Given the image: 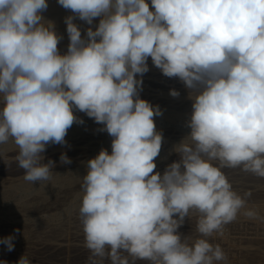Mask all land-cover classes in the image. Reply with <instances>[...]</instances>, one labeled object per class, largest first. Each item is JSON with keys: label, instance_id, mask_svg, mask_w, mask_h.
I'll list each match as a JSON object with an SVG mask.
<instances>
[{"label": "clouds", "instance_id": "1", "mask_svg": "<svg viewBox=\"0 0 264 264\" xmlns=\"http://www.w3.org/2000/svg\"><path fill=\"white\" fill-rule=\"evenodd\" d=\"M65 17L66 54L47 0H0V146L25 181H50L55 162L43 163L49 144L83 120L104 125L113 139L87 162L79 218L86 264H228L220 244L239 215L264 222L252 195H241L222 171L240 168L264 178V0H58ZM86 38L73 21L92 25ZM151 57L166 77L179 78L193 101L190 134L180 157L155 172L163 135L159 106L141 99ZM137 74L141 78H137ZM172 97L180 93L170 90ZM0 159L11 160L0 147ZM62 164L70 158L62 153ZM218 162V163H214ZM198 213L196 238L178 230ZM19 231V230H16ZM14 236L0 239L9 252ZM0 264H8L2 261ZM17 264H31L24 253Z\"/></svg>", "mask_w": 264, "mask_h": 264}, {"label": "bare ground", "instance_id": "2", "mask_svg": "<svg viewBox=\"0 0 264 264\" xmlns=\"http://www.w3.org/2000/svg\"><path fill=\"white\" fill-rule=\"evenodd\" d=\"M146 2L149 4V6L151 8V0H146ZM47 3H48L47 10L43 11L41 14H42V16H43L45 21H52L55 24L56 33L59 36L62 37V39L60 40L58 45L60 47H62V49L64 51L67 52L70 40H69L68 33L66 31L67 25L65 23V17L70 16V15H74V14L72 13L71 10L64 9L62 6H60L58 4V0H47ZM100 19H101V17L94 18L92 25H88L86 21H82L79 18L74 19L73 22L79 26V28L81 30L82 37L86 38V30L89 27H91L95 31L96 27H98ZM61 52H63V51H61ZM61 54H64V52L61 53ZM148 67H149V71L147 72V74H149V76H150L151 72H154V71H151L149 64H148ZM153 70H155V69H153ZM152 75H153V73H152ZM155 75H157V74H154V77H155ZM157 76H159V75H157ZM146 78H145V80H147ZM153 79H150V80L152 81ZM155 81L158 83V80H155ZM155 87H156V85H155ZM172 89H174V88H172ZM184 92H186V91H184ZM139 96L142 97L143 95H141L139 93ZM146 96H147V94H146ZM150 97L152 98V96H150ZM169 97H167V98H169ZM153 101L156 102V104L154 103L155 105H153V106H159V108L161 109L163 115L168 116L170 118L171 117H177V116L181 115V112H182L181 109L177 108L176 105L171 103V101L168 100L169 103L168 102L166 103V100H162V98L159 97V96H155ZM175 101L176 100H173V102H175ZM2 103H3L2 99H0V106H2ZM185 103H186V101H185ZM178 105H180V104H178ZM189 108H190V106H189ZM183 110H184V108H183ZM80 113L74 112V114L78 118L82 117V115ZM103 127H104V125L98 124V123L85 124V125L76 124L75 128L73 127V129L70 130V132L68 131L67 135L65 136L66 144H63V145H61V144H50L49 147H46L45 152L42 153V155L44 156V160H50L52 158L54 159L55 157L61 156V154L64 153L72 161L70 164H62L60 162V159H58L57 161H54L55 162V167L52 169L53 177H52V179L50 181H41V182H36L34 184L30 183V182L25 181L23 179L24 171L21 172L22 174L20 176L18 175L17 177H3V176L0 177V196H1V198L5 197V196L8 197L9 194L15 193V192H19V191L26 192V194H27V192L30 193L32 191V193L35 192L34 194H37L36 198H37L38 201L40 200L39 197L43 196V199L52 202V203H50V205L54 204V206H56L55 210H53V209H52L53 211L48 210L49 212H47V210H45L46 212L42 211L43 213H41L39 216H31V215H29V213H23L22 212L23 215L21 214V216L18 215V217H14L13 214H14V212L18 213V211H20V210H25V211L26 210L35 211L34 209H38L39 210V208L44 204V203L42 204V202H45L43 199H42L43 201L40 200V202L42 201L41 203H37L35 201L32 204L30 203L31 201L30 202L29 201L28 202H25V201L21 202L20 201L21 203L19 202L20 203L19 205L11 206L8 209H6L7 213L4 216L0 217V228L1 227L5 228V229H2V233L0 234V239H3V238L8 237V236H14L15 239L13 240V243H14L15 247H14L13 251L9 252L5 245L0 244V254H6V253L7 254H11V253L21 254L22 253L21 250H23V249L36 250L37 248H39V250L42 249L44 251H48V252H50L52 254H62L63 253V255H64V253H69V252L72 253L73 251L77 252L78 255L79 254H83L84 255V254L90 253L89 250L84 246V243H82L84 241H82V242H74V240L76 238H79L80 236H81L80 239H83L82 238V231H80L81 229H83V226H82L81 220L79 218V208L76 211L77 214L75 213V211H74V213L72 212V209L75 206H77L74 203H72L71 206H69L70 210H69L68 213H67L66 207L59 208L58 207V205H59L58 201H61L62 198H63V197L60 198V196H62V194L59 195V191H60V189L62 187L66 188L67 190L68 189L71 190V188L73 189L74 186H76V187L80 186V184L82 182V177L87 174V162L90 159H92L95 156H97L101 149H107L108 152H111L110 151L111 150V141H112L113 138L112 139L109 138L108 140H106L105 143L103 144V146L101 147V149L99 148L98 151L93 152L91 157L89 158V160H87L88 159L87 156H88V153L90 151V146L91 145L90 144L81 145V143H80L79 146H74V143H71V142L68 141L70 139V136L71 137L72 136L73 137L77 136V139L82 140V138H80V137H82V135L84 133V134L87 135L88 138H91V136L93 135V133L95 131H97V130L100 131V129H102ZM184 127H185V125H184ZM101 132H103L101 134L107 133L106 131H101ZM176 132H178V131H176ZM95 134H96V132H95ZM172 136H174V135H172ZM96 137L94 138L95 140H96ZM89 141H92V139H89ZM170 145L172 147V144L169 141V139H167V137H164L163 138V142H162L161 151H160L159 155H160V157L165 159L164 163L167 164V166L169 164H171L172 162H174L176 160L178 161L180 159V157H179V155L177 153H175L173 150L169 149ZM167 147H169V148H167ZM2 148H4L7 151V156L11 160V163L10 164H5L4 161L2 159H0L1 172H2V169H5V170L9 169V170L12 171V169H14V167L17 166V163L14 160H12L11 158L14 157L16 154H18V149L11 141L7 145H3ZM84 157H86V158L84 159ZM58 158H60V157H58ZM53 159H52V161H53ZM74 163L78 164V168H74L73 169V168L69 167V166H72ZM214 163H218V162H214ZM79 166L81 168H79ZM67 167H69L70 169H67ZM166 167L164 166L163 170H165ZM222 171L226 174L227 178L229 179V181L233 185L234 190H236L238 193L243 195L244 192L251 191L252 195L247 199V203H254L255 205L248 206V207H250V208L254 207L260 212L261 215H264V186L260 184L261 181L264 182V178L257 177L256 175L251 174V173L243 172L240 168H235V169L224 168V169H222ZM158 172H159V170H158ZM163 172L164 171H161L160 173L163 174ZM11 174H13V173H11ZM33 187H35V190H34ZM32 193H31V195H32ZM76 194H75V196H76ZM78 195H82V192H79ZM22 196H24V195H22ZM22 196H20V198H22ZM7 197L5 199H7ZM14 197H15V195H14ZM31 197H34V196H31ZM63 199H65V198H63ZM32 201H34V200H32ZM64 201H62V202H64ZM48 204H49V202H48ZM46 205H47V203H46ZM76 208H75V210H76ZM48 209H50V208H48ZM198 215L199 214L194 212V211L191 212L190 216H189V219L185 218L184 225L178 231L180 233H182L183 232L182 230L186 226L187 223H190V224L192 223L193 225H194V223L196 224L197 219H198ZM249 222L252 223L255 227L258 226L259 228H262L261 226H259L260 223H262V222H260L258 220H248V223ZM238 223H240V222H238V220H236V221L230 223V225H234V224H238ZM31 224L36 225V228H37L36 231H35L34 228H32V229H34V243H36L37 246L28 244V246H23L24 248H22L20 246V242H22V241L24 242V240H26L28 243H30L29 237H30V234L33 232V230L31 229V231H30L28 228H30ZM7 226H9V227H7ZM228 226H229V224H228ZM234 226L237 227L236 225H234ZM194 228H196V226ZM16 230H19V231H16ZM257 230H259V229H257ZM226 234H229V232L228 233L226 232ZM196 235L198 236L199 234H196ZM215 237H217V236H215ZM215 237L212 236V237H210L208 239H209V241L211 243L216 244L215 242L217 240H216ZM195 238H196V236H195ZM231 238L235 239L236 241L238 240L239 242H241L243 244L241 247H239L237 249V251L240 254L242 253V254H244L246 256H249V255L251 256L252 255L253 257L257 256L258 257L257 259H260L259 263L264 264V249H263L264 248V237H262V236L260 237V236L255 235V234H253V235L252 234H247V231H246V233L241 232L238 235H233L232 234ZM32 239L33 238L31 237V240ZM227 239H229V238H227ZM77 240H79V239H77ZM22 245H23V243H22ZM42 250H41V252H43ZM68 256H70V255H68ZM88 256H89V254H88ZM4 257H6V256H4ZM250 260L252 261V259H250ZM141 262L145 263V264L148 263L147 261H141ZM253 262H256V261L253 260ZM231 263H233V262H231ZM244 263L245 262L243 261V263H241V264H244ZM106 264H107V262H106Z\"/></svg>", "mask_w": 264, "mask_h": 264}, {"label": "rangeland", "instance_id": "3", "mask_svg": "<svg viewBox=\"0 0 264 264\" xmlns=\"http://www.w3.org/2000/svg\"><path fill=\"white\" fill-rule=\"evenodd\" d=\"M58 49H60L59 51L61 52V51H63L64 52V54H66V51H64L63 49H62V47H60L59 45H58ZM63 52H61V53H63ZM149 60V61H148ZM148 60H147V63L150 65V69H151V71H154V72H151V74H150V76H149V74H147V73H145V75L144 76H142V80H143V83H142V90L139 92L141 95H143L142 97L140 96V98L141 99H144V100H146V101H148V102H150V104L151 105H155L156 104V102L155 101H153L154 100V97L155 96H159V97H161L162 98V100H166V103L168 102V100L169 101H171V103H173L174 105H176V107L177 108H180L181 109V115L180 116H177V117H168V116H165V115H160V116H156V117H154V122H155V125H156V130L157 131H159V132H161L162 133V135H163V138L164 137H167V139H169V141L171 142V144H172V147H171V145H170V148L169 147H167V148H169V149H171V150H173V148H174V145H177V144H179L185 137H187L189 134H190V128L188 127V121L190 120V116H191V113H192V103H193V101L189 98V95H190V90L189 89H187L186 87H185V85L183 84V82L182 81H180L179 80V78H176V77H172V78H169V77H166L165 75H163V73H162V71L160 70V69H158L157 67H155L154 65H153V63H152V60H151V57H149L148 58ZM152 63V64H151ZM157 68V69H156ZM153 69H155V70H153ZM157 71V72H156ZM152 73H153V75H152ZM147 74V75H146ZM154 74H157V75H159V76H157V75H155V77H154ZM137 78H140V76H139V74H137ZM147 77V78H146ZM155 79V80H158V83L153 79V78ZM145 78L147 79V80H145ZM150 79H153L152 81L150 80ZM148 82V83H147ZM151 84H150V83ZM156 82V83H155ZM160 82V83H159ZM153 84V85H152ZM155 85H156V87H155ZM163 86V87H162ZM148 87V88H147ZM170 87V88H169ZM145 88V89H144ZM154 88V89H153ZM165 88V89H164ZM169 88V89H168ZM172 88H174V89H176L179 93H180V95L178 96V97H173L172 98V96L171 95H169L170 94V90H172ZM186 91V92H184V91ZM164 91V92H163ZM143 93V94H142ZM145 94V95H144ZM146 94H147V96H146ZM158 94V95H157ZM168 94V95H167ZM167 95V96H166ZM150 96H152V98L150 97ZM154 96V97H153ZM172 98H170V97ZM150 97V98H149ZM167 97H169V98H167ZM153 99V100H152ZM173 100H176L175 102H173ZM180 102H179V101ZM185 101H186V103H185ZM191 103H190V102ZM152 102V103H151ZM188 102V103H187ZM155 103V104H154ZM169 103V102H168ZM178 104H180V105H178ZM190 106V108H189V106ZM182 107V108H181ZM183 108H184V110H183ZM187 112H186V111ZM74 112H77V113H80V111H78V110H74ZM183 113V114H182ZM81 115H82V117H80L82 120H83V125H85V124H92V123H96L95 121H94V119L93 118H90V117H88L86 114H84L83 112H81L80 113ZM85 115V116H84ZM76 124L77 123H75V124H73L69 129H68V131L70 132V130H72L73 129V127L75 128V126H76ZM79 125H82V124H79ZM184 125H185V127H184ZM185 130V131H184ZM68 131H67V133H68ZM99 130H97V131H95L96 132V134H95V132L93 133V135L91 136V138H88L87 137V135L86 134H84L83 133V135H82V137H80V138H82V140H80V139H77V136L76 137H71L70 136V139L68 140L69 142H71V143H74V146H79V144L81 143V145H86V144H90L91 146H90V151H89V153H88V159L87 160H89V158L91 157V155H92V153L93 152H96V151H98L99 150V148L101 149V147L103 146V144L105 143V141L106 140H108L109 138L110 139H112V137L108 134V133H104V134H101V133H103V132H101V131H99ZM172 131V132H171ZM176 131H178V132H176ZM100 134V135H99ZM183 134V135H182ZM102 135V136H101ZM172 135H174V136H172ZM181 135V136H180ZM97 136V137H96ZM100 136V137H99ZM96 137V140L94 139ZM88 138V139H87ZM76 139V140H75ZM89 139H92V141H89ZM73 141V142H72ZM76 141V142H75ZM85 141V142H84ZM88 141V142H87ZM177 143V144H176ZM77 144V145H76ZM50 145V144H49ZM49 145L47 146V147H49ZM0 147H3V145L2 146H0ZM111 151V150H110ZM111 152H109V154H110ZM58 157H60V156H57V157H55L54 159H53V161H57L58 159H60V158H58ZM86 157H84V159H85ZM52 159H50V160H52ZM56 159V160H55ZM165 159L164 158H162V157H160V155L157 157V159H155V163H156V165H157V167H156V169L154 170L155 172H158V170H159V172H161V171H164L163 169H164V166L166 167L167 166V164H165L164 161ZM44 162L43 163H47V161L48 160H43ZM46 161V162H45ZM177 161V160H176ZM75 164V163H74ZM72 165V166H69L70 168H78V164L76 163L75 165ZM80 165V164H79ZM161 165V166H160ZM69 167H67V169H70ZM79 168H81L80 166H79ZM166 169V168H165ZM9 171V172H8ZM15 171V172H14ZM24 170L23 169H21V168H19L18 166H16V167H14V169H12V171L11 170H5V169H2V172H1V169H0V177H17L18 175L20 176L22 173L21 172H23ZM11 173H13V174H11ZM264 182H260V184L261 185H263L264 186V184H263ZM37 187V186H36ZM34 188V190H35V187H33ZM75 188V189H74ZM247 188V187H246ZM60 189V188H59ZM81 188H80V186H74L73 187V189L71 188V190H67L66 188H64V187H62L61 189H60V191H59V195H61L62 194V196H60V198H65V199H63L62 198V200L61 201H58L59 202V205H58V207L59 208H62V207H66V209H67V213L69 212V210H70V207L69 206H71V204L72 203H74V204H76L77 206H75L73 209H72V212L74 213V211H75V213H76V211H77V209L79 208V206H80V203H81V196L82 195H78V193L79 192H81V190H80ZM62 190V191H61ZM67 190V191H66ZM77 190V191H76ZM76 191V192H75ZM79 191V192H78ZM31 193H32V191L29 193V192H27V194H26V192H23V191H19V192H15V193H11V194H9L8 195V197L7 196H5V197H2L1 198V196H0V217L1 216H4L6 213H7V210L6 209H8L9 207H11V206H15V205H19L22 201L24 202H30L31 204L32 203H34L35 201L37 202V203H41L43 200L45 201V202H42V206L39 208V210L38 209H34L35 211H29V210H20V211H18V213H15L14 212V217H18V215L19 216H21V214L23 215V213H29V215H31V216H39L41 213H43L45 210H47V212H49L48 210H50V211H53V210H55V208H56V206H54V204H51L50 205V203H52L51 201H48V200H45V199H43V196L41 197H39V199L40 200H42L41 202H40V200L38 201L37 200V194H34V193H32V195H31ZM73 193V194H72ZM77 193V194H76ZM75 194H76V196H75ZM14 195H15V197H14ZM22 195H24V196H22ZM30 195V196H29ZM70 195V196H69ZM19 196V197H18ZM20 196H22V198H20ZM29 196V197H28ZM31 196H34V197H31ZM7 197V199H5ZM12 197V198H11ZM17 197V198H16ZM31 197V198H30ZM15 198V199H14ZM28 200H27V199ZM35 198V199H34ZM9 199V200H8ZM21 199V200H20ZM30 199V200H29ZM19 200V201H18ZM27 200V201H26ZM32 200H34V201H32ZM65 200V201H64ZM17 201V202H16ZM21 201V202H20ZM62 201H64V202H62ZM15 202V203H14ZM20 202V203H19ZM48 202H49V204H48ZM46 203H47V205H46ZM6 204V205H5ZM63 206H62V205ZM69 204V205H68ZM79 204V205H78ZM6 207H5V206ZM253 205H255L254 203H247V206H253ZM4 206V207H3ZM45 206V207H44ZM48 208H50V209H48ZM51 206V207H50ZM44 207V208H43ZM77 207V208H76ZM46 208V209H45ZM69 208V209H68ZM75 208H76V210H75ZM42 209V210H41ZM53 209V210H52ZM40 212H38V211ZM25 211V212H24ZM43 211V212H42ZM23 212V213H22ZM46 212V211H45ZM71 212V211H70ZM77 214V213H76ZM17 215V216H16ZM238 222H240V223H238V224H234V225H236L237 227H235L234 225H230L229 224V226L227 225L226 227H225V231H224V234L225 235H223V236H220V235H217V234H214L213 236L215 237V236H217V237H215L216 238V242L215 243H218V244H220L221 245V247L224 249V251H226V254H227V256H228V264H241V263H243V261L245 262L244 264H261V263H259V260L260 259H257L258 257L257 256H246V255H244V254H240L238 251H237V249L239 248V247H241L243 244L241 243V242H239L238 240L236 241L235 239H233V238H231V235L233 234V235H238V234H240L241 232H243V233H246V231H247V234H255V235H258V236H262V237H264V222H262V223H260V225L259 226H261L262 228H259L258 226L257 227H255L252 223H248V220L249 219H246V217H244L243 215H240V216H238ZM242 222V223H241ZM243 224V225H242ZM189 225V226H188ZM193 226V227H192ZM196 226V224L194 223V225L191 223H187L186 224V226L183 228V232H182V234H184V235H191L192 237H194L195 238V236L197 237V235L196 234H198L197 232H196V228H194ZM7 227H9V226H7ZM240 227V228H239ZM255 227V228H254ZM32 228H34L35 229V231H36V225H33V224H31L30 225V228H28L30 231H31V229ZM192 228V229H191ZM251 228V229H250ZM259 229V230H257V229ZM1 230H0V234L2 233V229H5L4 227H1L0 228ZM34 229H32L33 230V232L30 234V237H29V241H30V243H28L26 240H24V242L22 241V242H20V246L22 247V248H24L23 246H28V244L29 245H34V246H37L36 245V243H34ZM192 230V231H191ZM249 230V231H248ZM80 231H82V238L84 239V234H83V229H81ZM245 231V232H244ZM226 232L228 233L229 232V234H226ZM237 232V233H236ZM253 232V233H252ZM186 233V234H185ZM196 233V234H195ZM31 237L33 238L32 240H31ZM220 237V238H219ZM81 238V236L79 237V238H76L75 240H74V242H82V241H84L83 239H80ZM218 238V239H217ZM227 238H229V239H227ZM77 239H79V240H77ZM224 239V240H223ZM220 240V241H219ZM32 241V242H31ZM219 241V242H218ZM229 241V242H228ZM85 242V241H84ZM84 242H82V243H84ZM221 242V243H220ZM225 242V243H224ZM22 243H23V245H22ZM233 244V245H232ZM237 247V248H236ZM234 248V249H233ZM263 248V247H262ZM236 249V250H235ZM264 249V248H263ZM42 250V249H41ZM41 250H39V248H37L36 250H29V249H23V250H21L22 251V253L21 254H15V253H11V254H0V262H2V261H7L8 262V264H17V261L19 260V258L24 254V253H26V255L28 256V258H29V260L31 261V264H86V261H87V259H88V254L90 255V253H87V254H77V252H69V253H64V255H63V253L62 254H52V253H50V252H48V251H44V250H42L43 252H41ZM32 251V252H31ZM231 253H230V252ZM229 252V253H228ZM75 253V254H74ZM66 254V255H65ZM12 255V256H11ZM18 255V256H17ZM31 255V256H30ZM68 255H70V256H68ZM86 255V256H85ZM243 255V256H242ZM4 256H6V257H4ZM253 257V258H252ZM3 258V259H2ZM250 259H252V261L250 260ZM237 260V261H236ZM249 260V261H248ZM253 260H255L256 262H253ZM141 261H137V264H145V263H140ZM231 262H233V263H231ZM146 264H148V263H146Z\"/></svg>", "mask_w": 264, "mask_h": 264}]
</instances>
